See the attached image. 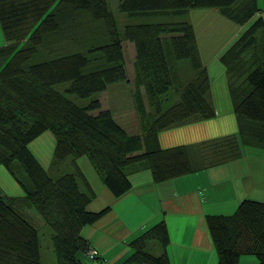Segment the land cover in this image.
<instances>
[{"label": "trees", "instance_id": "1", "mask_svg": "<svg viewBox=\"0 0 264 264\" xmlns=\"http://www.w3.org/2000/svg\"><path fill=\"white\" fill-rule=\"evenodd\" d=\"M194 8H215L240 25L259 10L256 0H120L118 9L128 16L158 18L128 22L120 30L107 0H0V166L23 189L8 195L0 189V264H41L38 228L28 208L51 228L56 264H79L80 251L100 258L88 254L91 246L79 231L106 207L86 208L95 190L77 159L86 156L115 196L129 188L126 168L135 161L147 162L154 182L193 169L184 145L133 152L141 149L145 135L190 116L206 119L215 114L197 32L187 18ZM169 15L176 18L161 20ZM87 21L99 28L89 33ZM61 40L76 41L79 48L50 57L41 54ZM123 40L133 42L135 51L138 133H128L109 109H100L98 99L108 84L128 80ZM218 61L240 141L250 137L264 147V17L252 19ZM60 83H67L64 91L86 98V103L78 104L57 89ZM94 109L99 110L93 114ZM46 130L54 139L51 165L65 162L73 171L50 173L28 148ZM221 149L218 158L207 159L209 164L236 156ZM15 161L26 177L18 174ZM205 220L217 264H241L242 254L264 264V202L244 198L232 212L208 213ZM150 239L160 244V254L145 249ZM168 242L165 221L159 219L130 240L134 252L124 264H169Z\"/></svg>", "mask_w": 264, "mask_h": 264}, {"label": "crops", "instance_id": "2", "mask_svg": "<svg viewBox=\"0 0 264 264\" xmlns=\"http://www.w3.org/2000/svg\"><path fill=\"white\" fill-rule=\"evenodd\" d=\"M256 2L259 10L251 20L258 16L264 17V0ZM191 10L189 12L200 15V11H196L198 8ZM190 21L193 24L191 19ZM250 21L237 24L233 39L218 48L214 47L212 51L205 42L199 46L202 62L210 78V99L215 114L206 119L190 116L152 135H145L141 149L133 152L184 145L193 169L188 173L154 182L147 162L138 160L126 168L130 186L123 193L115 196L106 186L104 189L93 187L95 196L86 208L98 211L106 207V211L95 222L82 225L79 234L109 264H124L134 252L129 244L130 240L159 219H163L167 227L169 242L166 252L169 264H217V252L207 228L206 214L232 212L244 198L264 202V147L254 143L250 137H244V141H240L237 120L226 88L224 68L218 61L220 54ZM196 38L198 42V37ZM123 55L125 71L129 65V71L132 72L131 82L126 81L130 88H126L125 82L121 83L125 89L123 93L119 85L121 81L108 84L99 93L100 108L109 109L115 121L128 133H138L140 122L133 103L135 51L132 49L131 54H128L127 64L124 51ZM138 92L143 94L141 86ZM98 110L91 112L95 114ZM145 112L149 116L146 105ZM223 138L225 139L221 140ZM225 146H236L239 153L228 160L209 164L207 159L217 158L211 156L219 154L222 150L220 147ZM79 160L77 159V164L82 168ZM251 160L256 166L257 160H260L257 169L251 168ZM0 168L9 174L5 167ZM148 242L147 240L145 243L147 251ZM155 246L160 254L162 247L160 244L159 247ZM238 260L241 264L258 262L251 254H242ZM78 262L97 264L93 260L81 258ZM41 264H44L42 259ZM53 264H56L55 259Z\"/></svg>", "mask_w": 264, "mask_h": 264}, {"label": "rangeland", "instance_id": "3", "mask_svg": "<svg viewBox=\"0 0 264 264\" xmlns=\"http://www.w3.org/2000/svg\"><path fill=\"white\" fill-rule=\"evenodd\" d=\"M107 1L109 2V6L112 12L115 14L116 21H117L116 24H117L118 29L120 30L128 22H143V21H149V20H158V18L154 19V18L144 17V16H128L126 12L118 9V2L120 0H107ZM198 9L199 10H196V11H200V15L191 13L192 11L191 10L190 12H188L187 18L189 17L193 21L194 28L197 32L198 40L201 46H202V43L205 42L206 44L210 46L209 50L212 51L214 47L218 48L222 46L223 44H225L226 42H229L230 40L233 39V37L235 36L237 32L236 30L237 23L221 15L215 8H198ZM175 18H176L175 16L169 15V16L164 17L161 20L168 21V20H173ZM87 22H89L87 25L88 26L87 29L89 33H91L92 31L94 32L97 30V28H99V25L96 22L95 23L94 22L92 23L90 21H87ZM84 35L86 37V34ZM85 41H87V38L85 39ZM2 43H3V37L0 31V44ZM122 43L124 45V53L126 55V59H127L126 64H127V62H129L128 54H131V50L134 49V46H133V42L129 40H123ZM76 44H77L76 41H69V40L62 41L61 40L51 46L53 50H50L48 47H44L43 49H41V54L46 57H50L56 54L70 52L72 50L79 48L77 46L79 44L77 45ZM126 68H127L126 76L128 80L121 81L119 84L123 89V93L125 89L121 83H124V82L126 83V81L131 82L130 74L132 72L129 71V65H127ZM66 84L67 83L57 84L56 88L65 92L64 88ZM126 88L129 89L130 84L126 83ZM65 94L69 96L74 102L81 104V105L85 104L87 101L86 98L80 97L73 93L65 92ZM98 99H99V94H98ZM53 144H54L53 135L49 130H46L40 133V135L35 137L33 140H31L28 143V148L37 157L41 165L45 167L50 173H55L59 175L64 172L73 171V168L71 169V166L69 164L66 165L65 162L58 165L57 167H53L51 165ZM221 148L227 149L229 152H232L234 154L239 153V149L236 148V146H225ZM211 157L218 158L219 154L215 153ZM14 163L18 167V169L16 167V169L18 170V174L22 176L20 173L21 171L26 177V174L24 170L22 169V166L19 164V162L15 161ZM81 163L83 165L84 172L86 173V175L91 181L92 186L97 189H104L105 185L101 182L99 176L97 175L95 169H93L88 159L86 160V156L84 157L83 160H81ZM249 164L251 168L257 169V167L260 164V160H257V166H256V163L253 162V160H251ZM0 189L2 192L6 193L7 195L23 193L22 187L16 184L12 176L7 174V172L3 171V168H0ZM28 212H30V214L32 215L33 221L38 228L39 252H40V257L42 259V262L44 264H53V259H56V254L51 244L50 234L52 230L48 225L44 223V221L42 220L41 214L38 213L35 209L28 208ZM148 241H149L147 245L148 250L154 254H159L157 246H155V245H158L159 247V243L154 239H151ZM77 256H79L81 259H90L86 256V254L81 253V251L77 253ZM95 256L100 257V258L90 259V260H93L97 264H109L108 261L104 260L102 256L99 255L98 252L95 254Z\"/></svg>", "mask_w": 264, "mask_h": 264}, {"label": "built area", "instance_id": "4", "mask_svg": "<svg viewBox=\"0 0 264 264\" xmlns=\"http://www.w3.org/2000/svg\"><path fill=\"white\" fill-rule=\"evenodd\" d=\"M96 253H97L96 249H94V248H89L88 254H89L90 256H94Z\"/></svg>", "mask_w": 264, "mask_h": 264}]
</instances>
